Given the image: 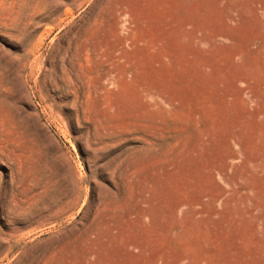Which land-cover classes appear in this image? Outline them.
I'll use <instances>...</instances> for the list:
<instances>
[{"label": "rangeland", "instance_id": "rangeland-1", "mask_svg": "<svg viewBox=\"0 0 264 264\" xmlns=\"http://www.w3.org/2000/svg\"><path fill=\"white\" fill-rule=\"evenodd\" d=\"M0 264H264V0H0Z\"/></svg>", "mask_w": 264, "mask_h": 264}]
</instances>
